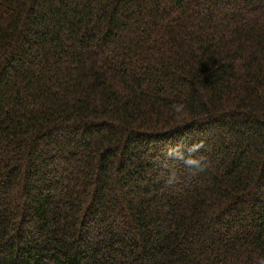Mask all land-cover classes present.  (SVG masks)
<instances>
[{
	"label": "trees",
	"instance_id": "16d2710c",
	"mask_svg": "<svg viewBox=\"0 0 264 264\" xmlns=\"http://www.w3.org/2000/svg\"><path fill=\"white\" fill-rule=\"evenodd\" d=\"M0 264H264V0H0Z\"/></svg>",
	"mask_w": 264,
	"mask_h": 264
},
{
	"label": "clouds",
	"instance_id": "9594fccd",
	"mask_svg": "<svg viewBox=\"0 0 264 264\" xmlns=\"http://www.w3.org/2000/svg\"><path fill=\"white\" fill-rule=\"evenodd\" d=\"M172 108L174 111H177V110L184 111L186 109V106L183 104L177 103V104L172 105ZM201 147H203L202 142H200L199 144L194 143L187 148L186 151H187L188 155L183 160V162L186 166L196 167V168L201 167L200 158H196L193 155L195 152H198ZM170 154H171V150H170Z\"/></svg>",
	"mask_w": 264,
	"mask_h": 264
}]
</instances>
